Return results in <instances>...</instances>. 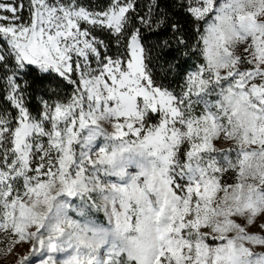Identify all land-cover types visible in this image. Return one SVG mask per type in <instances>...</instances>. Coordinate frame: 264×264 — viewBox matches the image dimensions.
Returning <instances> with one entry per match:
<instances>
[{
    "label": "snow or ice",
    "instance_id": "snow-or-ice-1",
    "mask_svg": "<svg viewBox=\"0 0 264 264\" xmlns=\"http://www.w3.org/2000/svg\"><path fill=\"white\" fill-rule=\"evenodd\" d=\"M0 256L264 264V0H0Z\"/></svg>",
    "mask_w": 264,
    "mask_h": 264
},
{
    "label": "rangeland",
    "instance_id": "rangeland-1",
    "mask_svg": "<svg viewBox=\"0 0 264 264\" xmlns=\"http://www.w3.org/2000/svg\"><path fill=\"white\" fill-rule=\"evenodd\" d=\"M26 249H27V246H25L22 249H18V251L24 252L26 251ZM13 259H14L13 257H8L7 259H5L3 256H0V264H12Z\"/></svg>",
    "mask_w": 264,
    "mask_h": 264
}]
</instances>
